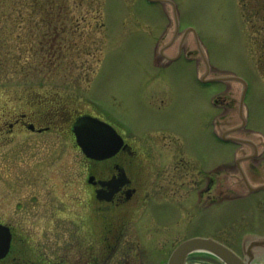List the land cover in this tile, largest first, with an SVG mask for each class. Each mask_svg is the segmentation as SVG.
<instances>
[{"label":"rangeland","instance_id":"374dc122","mask_svg":"<svg viewBox=\"0 0 264 264\" xmlns=\"http://www.w3.org/2000/svg\"><path fill=\"white\" fill-rule=\"evenodd\" d=\"M54 1L37 10L32 0H0V117L35 113L39 127L57 110L58 117H65L52 133L26 132L0 142V168L16 164L22 170L42 160L47 171L59 164L70 171L77 164L83 176L87 160L72 150L66 132L79 116L97 115L129 142L149 148L156 178L157 172L162 173L160 179L166 176L179 158L173 156L177 150L188 164L197 162L207 170L223 166L222 199L216 204L199 203L196 196H185L186 189L174 193L170 187L154 188L139 232L133 222L129 224L110 264H166L180 243L194 237L217 240L239 254L264 238V190L249 193L241 182L233 168L239 148L219 138L217 124L223 123L222 131L238 127L232 137L262 143L263 149L264 0H170V5L151 0ZM58 22H63L60 32L55 30ZM177 25L180 36L170 42ZM34 27L38 37L30 33ZM190 29L196 37L187 33ZM164 45L170 57L179 50L183 54L164 60L159 55ZM22 65L28 68L22 71ZM206 73L207 79L230 75L241 79L248 87L243 108L241 83H204ZM245 117L246 128L239 127ZM9 149L13 153L8 154ZM27 149L30 154L24 152ZM241 150L243 157L250 149ZM257 158L264 163V149ZM247 166L248 162L242 163L246 174ZM7 194V184L0 180L3 223L9 218ZM82 197L80 188V203ZM32 236L38 245L42 232L35 229ZM46 236L53 239L47 244L55 245L54 233L48 229ZM66 240L63 236L58 244L69 245ZM85 244L80 241L79 248ZM254 254V264L264 261V246L254 248ZM186 264L224 263L196 252Z\"/></svg>","mask_w":264,"mask_h":264},{"label":"flooded vegetation","instance_id":"af4514ba","mask_svg":"<svg viewBox=\"0 0 264 264\" xmlns=\"http://www.w3.org/2000/svg\"><path fill=\"white\" fill-rule=\"evenodd\" d=\"M61 25L63 22L55 25L57 32L63 29ZM179 36L178 34L175 38L178 39ZM172 39L174 37H171L170 42ZM181 39L182 44L187 37L183 36ZM58 114L57 110L53 118L40 127L37 124L40 117L35 113H23L13 119L0 117V140H4L0 142L6 143L8 138L26 132L42 135L57 131V121L61 122L65 118L58 117ZM85 115L99 118L93 114ZM66 136L72 150L81 152L72 127L66 132ZM121 136L123 143L120 149L109 158L95 160L84 156L87 164L83 166V176L79 174L77 164L70 171H65L60 164L51 165L47 171L44 164H41L42 160L25 165L22 170L16 164L0 168V180L7 184L9 201L6 203L5 213L9 215L8 222L0 221V224L5 225L11 234L10 249L6 257L0 259L1 264H110L121 249V241L127 236L129 224L133 222L139 232L140 219L146 205L156 194L154 188L162 191L165 187H170L174 193L180 188L186 189L185 196H196L199 203L209 200L210 205L222 199L223 166L207 170L197 162L188 164L184 154L177 150L173 156L177 155L179 158L174 159L166 176L163 175L160 179L162 173L157 172L156 178L151 171L154 167L149 148L143 143L133 144L128 138ZM261 144L247 139L246 144L238 145L241 149L244 146L250 149L243 155V160L248 162L249 172L246 171L251 184H264V163L257 158L262 156L264 148L261 149ZM28 150L24 152L30 154ZM13 151L9 149L8 154ZM257 153L258 156H252ZM240 166L242 167L241 164H234L236 173H241ZM240 176L243 182L242 175ZM164 180L166 184L163 183ZM156 184H159V188ZM194 185L196 187L191 190ZM80 188L83 196L80 198L81 203ZM18 220H23L24 223H19ZM35 229L42 232L38 245L32 236ZM48 229L55 235V245L47 244L53 241L51 237L47 240ZM79 234L82 235L81 243H86L85 248H79ZM63 236L67 237L69 245L58 244ZM134 241L127 240V243Z\"/></svg>","mask_w":264,"mask_h":264},{"label":"water","instance_id":"95a60500","mask_svg":"<svg viewBox=\"0 0 264 264\" xmlns=\"http://www.w3.org/2000/svg\"><path fill=\"white\" fill-rule=\"evenodd\" d=\"M153 1H161L163 0H153ZM194 31L193 29L188 30V32ZM187 32V33H188ZM186 33V34H187ZM196 35V33H195ZM198 40V39H197ZM198 47L201 48L200 41H198ZM203 58L206 56L203 50H200ZM175 58H170L169 60H174ZM210 66L208 65L207 68ZM208 73L204 74L202 77L203 82H211V81H227V80H239L235 76H221L216 78L207 79ZM246 87L242 94L241 98V107L244 106V99L246 95ZM243 119V125L241 127H245L246 118ZM73 132L77 136V141L79 146L82 148L83 152L87 157L97 160L106 159L112 155H114L121 144L123 143L122 138L116 132V130L109 124L91 116H85L78 119L73 125ZM230 131H222L220 130L219 134L222 139L226 141H234V142H243L242 140L231 137L229 134ZM255 154L254 156H256ZM242 159L237 160V164L240 165ZM241 168V167H240ZM243 175V181L249 188L251 192H257L260 190H264V184L259 186H253L249 183V180L246 177V174L240 169ZM10 240L11 235L8 232L7 228L0 225V259L3 258L9 248H10ZM264 246V238H260L250 243L249 247L244 250L243 256L238 255L232 249L227 246L219 243L213 239L207 238H193L186 240L181 243L171 254L168 264H186V260L188 256L197 251L207 252L213 254L223 261L224 264H254L255 254L254 248Z\"/></svg>","mask_w":264,"mask_h":264},{"label":"trees","instance_id":"16d2710c","mask_svg":"<svg viewBox=\"0 0 264 264\" xmlns=\"http://www.w3.org/2000/svg\"><path fill=\"white\" fill-rule=\"evenodd\" d=\"M50 1V5L52 6V5H54L55 4V1L54 0H32V4L33 5H35L36 6V9L38 10V9H40V7L42 6V5H44V4H46V3H48ZM42 11H43V8L41 9ZM53 10V9H52ZM49 17L50 18H48V20H51V22H52V19H53V14H51V15H49ZM34 19L36 20V17H34ZM56 19V18H55ZM37 20H38V18H37ZM15 29H20V28H15ZM22 30H25V36H26V28L25 29H22ZM49 30H54L53 28H52V26H50L49 27ZM3 31H4V29H3ZM1 32L2 31H0V35H1ZM30 33H32L31 35L33 36V37H38L39 36V34H38V28H30ZM52 33L53 34H55L53 31H52ZM23 35V34H22ZM21 35V36H22ZM30 35V34H29ZM30 35V37H32ZM18 37H20L19 35H18ZM2 44H3V42H2ZM0 45H1V43H0ZM31 50H32V48H31ZM34 51L36 52V53H40V52H38V51H36V49H35V47H34ZM55 51H56V48H55ZM53 53V55H54V52H52ZM52 55V56H53ZM24 62H25V60H24ZM40 62H41V60H40ZM24 66L22 65V71L23 70H25V69H27L28 67H25V68H23Z\"/></svg>","mask_w":264,"mask_h":264},{"label":"bare ground","instance_id":"6f19581e","mask_svg":"<svg viewBox=\"0 0 264 264\" xmlns=\"http://www.w3.org/2000/svg\"><path fill=\"white\" fill-rule=\"evenodd\" d=\"M197 252H201V251H197ZM193 253H196V252H193ZM193 253H191V254H193ZM203 253H207V252H203ZM207 254H209L210 255V253H207ZM213 254H211V256H212ZM214 256V255H213ZM215 258H217L218 260H220L222 263H223V261L221 260V259H219L218 257H216V256H214ZM257 264H264V261H260L259 263H257Z\"/></svg>","mask_w":264,"mask_h":264}]
</instances>
